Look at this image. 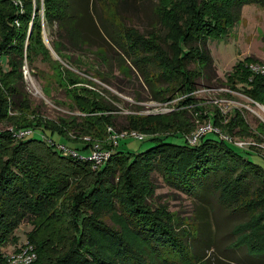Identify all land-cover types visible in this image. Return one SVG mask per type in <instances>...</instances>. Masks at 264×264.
Listing matches in <instances>:
<instances>
[{
	"label": "trees",
	"instance_id": "16d2710c",
	"mask_svg": "<svg viewBox=\"0 0 264 264\" xmlns=\"http://www.w3.org/2000/svg\"><path fill=\"white\" fill-rule=\"evenodd\" d=\"M92 1L0 0V118L7 116L9 107L19 112L29 111L30 102L22 86V69L25 64L34 68L36 60L62 72L66 93L75 98L74 106L79 110L103 112L102 115L80 117L81 123L76 121L79 115L60 117L59 125L43 121L33 112V119L25 117L20 122L17 117L13 118V132L0 130V152L7 150L6 157H0V264H8L2 247L6 242H17L14 231L18 223L34 216L49 217L52 212H59L61 219L47 232L45 224L30 220L31 229L26 239L36 254L30 264L181 263L178 260L188 256L183 235L177 232L174 226L177 221L172 219L166 205L165 209L161 208L153 200L152 171L186 191L210 186L226 209L235 208L236 200L243 198L244 203L239 208L247 211L248 219L233 226L237 234L233 243L244 246L250 255L264 254V165L250 158L259 155L250 151L254 149L252 145L236 151L226 144L228 140L215 132H207L214 136L204 134L194 144L189 143L186 136L183 143H172L157 135L150 137L155 141L153 146L134 153L119 149L116 136V147L110 151L108 161L92 170L90 161L85 159L89 155L84 156L79 151L87 147L91 150L94 145L72 140L66 129L83 126L85 132L91 133L93 126H97L95 135L101 136L105 126L112 124L114 115L109 112L115 108L103 101L95 90L93 80L88 78L93 75L82 76L52 59L42 35L44 28L55 26L56 38L50 40V44L61 59L70 62L73 60L65 50L88 49L91 30L107 43L119 47L142 73L145 66H140V62H149L151 58L148 57L153 56L162 76L173 81L169 88L165 84V101L170 99L169 93L177 92L182 96L179 106H194V111L200 112V119H207L204 122H210L221 132L238 139L258 138L256 134L264 136L263 122H257L253 133L237 108L225 116L217 107L212 114H202V108L193 105L192 93L196 79H206L208 73L215 70L207 42L228 35L239 22L243 5L256 3L264 7V0H166L165 41L170 49L165 50L150 37L135 36L131 27L123 25L122 32L113 29L117 24L112 19L92 12ZM100 1L103 0H95L99 6ZM107 6L109 8V2ZM114 13L117 15L116 6L113 18ZM178 15L183 17L177 18ZM96 47V50L106 49L104 45ZM79 64L77 61L76 65ZM96 73L104 79L100 72ZM224 84L232 91L241 90L253 103L264 106V61L247 55L224 74ZM153 93L158 99V91L153 89ZM174 113L162 116L165 126L170 125ZM183 122L173 135L177 132L186 135L194 129L192 122ZM127 127L142 133L151 130L147 117L129 116ZM47 130L73 142L66 148L83 160L62 155L50 146L47 148L36 136L44 135ZM14 131L23 134L16 139ZM260 157L258 159L264 163ZM116 168L118 174L113 176ZM111 176L115 185L109 180ZM71 179H79V182L75 192L68 196ZM117 184L122 192L115 196ZM119 206L125 208L123 217L126 218L124 230L118 232L103 222L101 215L113 212L115 216ZM50 235L53 236L48 238Z\"/></svg>",
	"mask_w": 264,
	"mask_h": 264
},
{
	"label": "rangeland",
	"instance_id": "374dc122",
	"mask_svg": "<svg viewBox=\"0 0 264 264\" xmlns=\"http://www.w3.org/2000/svg\"><path fill=\"white\" fill-rule=\"evenodd\" d=\"M165 1L123 0L116 3L115 0H103L100 1V8L99 3L97 4L93 0L92 12L94 14L102 13L104 17L109 20L112 19L115 25L117 24V27L113 26V29L116 28L122 32L124 30L123 25L131 27L135 36L140 35L141 39L150 37L165 50V48L170 49L165 41V33L168 28L165 25H168V23H165L164 15L165 7H167ZM170 1L174 2L175 0ZM107 2H109V8ZM115 6L117 15L114 13L115 17L113 18L112 14ZM40 14L42 16V9H40ZM95 17L97 16L95 15ZM180 17L183 16H177V18ZM169 27L172 30V26L170 25ZM47 29L44 28L42 35L45 44L49 48L51 58L58 60L64 67L82 76L86 74L93 75V77L88 78L93 80L95 90L100 94L103 101L115 108L114 111L109 112V114L114 115L112 124L105 126L101 136L95 135L96 130H98L97 126H93L91 133L85 132L83 126H78L75 130L66 129L67 135L72 140L94 145L95 148L91 150L88 149L90 147H87L79 151L84 156L89 155L85 159L90 161L92 170L108 161L110 151L116 147L114 140L116 136L119 137V149L136 153L153 146L155 141L151 140L150 137L157 135L163 138L164 141L183 143L184 137L190 133L186 135L181 132L172 134L177 131L176 129L180 124L184 123L183 121L192 122L196 127V125L207 120L199 118L200 112L194 111V106H179L182 96L177 92L169 93L170 99L165 101V84L169 88V84H172L173 81H168L162 76L160 69L158 70L159 66L156 64L157 60L153 56L148 57L151 58L149 62H140V66H145V72L142 73L136 65L131 63L128 56L120 52L119 47L107 43L98 36L95 30H91V32L88 31L90 33V47L88 49L65 50L73 60L70 62L66 59H61L50 44V40L56 38V27L52 26ZM168 42L171 43V40L168 39ZM97 45H104L106 49L96 50ZM207 47L210 49L214 59L215 70L212 73H208V78L206 79L202 77L196 79V88L192 93L193 105L201 107L202 114H212L217 107L223 112V116L231 113L233 108H237L241 111L251 130L254 131L253 133H255L257 122L261 121L264 123V106L253 103L241 90H230L224 84V74L232 70L239 61L249 54L257 56L260 61H264V7H260L256 3L243 5L237 25L232 27L228 35H224L218 40H209ZM120 56L123 57L119 58ZM77 61L80 63L78 66L76 65ZM22 71V86L30 102L29 111L19 112V110H13L9 107L7 116L0 118V130L13 132L12 130L15 128L13 127L15 123L13 118L17 117L22 122L25 117L33 119L34 113H36L37 117L42 118L43 121L55 124H58L60 117L68 118L69 115H79V118L76 119L78 123L82 121L80 117L102 115L103 112L85 113L79 110L77 106H74L75 98L66 93L62 72L52 68L48 63L36 60L34 68L31 69L25 64ZM96 72H100L104 79ZM80 84L91 87L85 83ZM153 89L158 91V99L153 97ZM169 112L180 113L181 115L174 113L175 115H172L173 120L169 121L170 125L165 126V121L161 118L165 116V113ZM129 116H134L135 118L147 117L151 130L144 133L146 137L143 140L129 137L131 131L140 132L137 129L127 127ZM16 132L14 131V133ZM37 135L42 140L41 143L44 142L47 148L50 146L59 150L62 155L69 154L75 159L83 160L66 148L67 146H72L73 142H69L65 137L56 133L52 134L49 130L44 132L45 136L42 134ZM256 135L259 137L249 136L243 138L250 140L251 144H253L252 147L254 149H250V151L258 152V157L261 156L260 158L264 159V136ZM15 136L17 139L22 134L17 132ZM205 136L213 137L214 133H208ZM49 139H53V142L59 146ZM235 139H238V137H235ZM226 144L236 151L242 149L229 141ZM9 145L11 144H7V146ZM6 153L7 150L1 151L0 157L5 158ZM258 157L250 156L252 160L264 165ZM117 171L118 168L115 169L113 176L118 174ZM113 176L109 178L112 183L114 180H112ZM151 178L155 185L153 200L161 208L165 209L166 205L168 211L172 213V219L177 221L174 222L177 232H182L183 235L188 256L184 255L185 260H178L182 261L179 264H264V254L258 257L250 255L244 246H236L233 243L237 236L232 230L233 226L248 219L247 211L239 208L244 203L243 198L237 199L235 208L230 210L219 203L217 194L212 192L210 186H204V188L197 186V189L186 191L164 180L157 171H152ZM70 181L72 182L68 187V196L75 192V185L79 182V179H71ZM120 192L122 190L117 184L115 196ZM87 212L93 213L91 209H87ZM123 213H126L125 208L119 206L115 210V216H113V212H104L101 215L102 221L110 226L113 231L119 232L120 229L123 231V224L126 218L123 217ZM51 214L52 216L49 217L34 216L31 219L41 225L45 224V231L47 232L60 223L61 219L59 212H52ZM97 214L99 215L98 212ZM30 220L25 218L18 223L14 231L17 242H6L4 247H2L5 255L24 245L25 241H27L26 233L31 229ZM52 236L50 235L48 238ZM42 238L43 236L39 239L41 240ZM26 243L30 244L28 241ZM170 260L173 259L170 258Z\"/></svg>",
	"mask_w": 264,
	"mask_h": 264
},
{
	"label": "built area",
	"instance_id": "2783aa9c",
	"mask_svg": "<svg viewBox=\"0 0 264 264\" xmlns=\"http://www.w3.org/2000/svg\"><path fill=\"white\" fill-rule=\"evenodd\" d=\"M255 68L256 67H253V69H255ZM207 132H215V133L219 134V137L226 139L228 141H231L232 143H234L235 145H237L241 148H247L249 145H253V144H251L250 140L235 139L234 137H231V136L221 132L219 128L213 126L210 122H204V123L197 125L190 132L189 135H186V139L189 143L194 144L198 141V139L202 135L206 134ZM21 134H23V132H21ZM129 136L143 140L146 137V134L140 133L137 131H131ZM72 152L76 154V152H74V151H72ZM26 242L27 241H25L24 245L18 247L17 249L12 251L11 253L7 254L8 264H30L31 262H33L35 260V258H36L35 251H34L32 245H30Z\"/></svg>",
	"mask_w": 264,
	"mask_h": 264
}]
</instances>
